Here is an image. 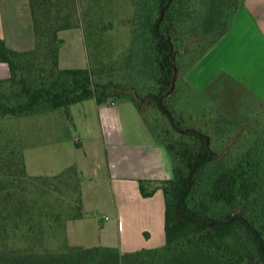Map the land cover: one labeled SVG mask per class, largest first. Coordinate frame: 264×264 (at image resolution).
I'll use <instances>...</instances> for the list:
<instances>
[{"label":"trees","instance_id":"trees-1","mask_svg":"<svg viewBox=\"0 0 264 264\" xmlns=\"http://www.w3.org/2000/svg\"><path fill=\"white\" fill-rule=\"evenodd\" d=\"M91 1L85 12L90 23L83 26L72 22L71 15L60 23V10L53 19L52 0H44L41 5L30 0L35 48L17 51L0 38V62L8 63L11 70L8 79L0 80V117L58 109H64L70 117L74 104L89 99L99 105L132 102L174 164L171 180L139 181L144 197L158 190L164 192L166 242L161 247L133 252L109 246H72L65 225L62 250L0 252V264H264V128L261 135L255 131L250 138L239 139L229 155L220 158V148L208 124L197 126L195 117L187 120L179 100L182 92L177 74L188 22L199 32L215 34L223 25L214 46L226 34L233 17L229 0H209L203 9L192 6V0H146L145 38L154 70L152 89L146 97L155 98V108L166 119L167 128H162L157 118L150 120L142 104L126 90H116L112 81L97 82L92 66H60L63 40L59 33L78 27L83 29L89 58L109 53L108 62H114L109 33L113 23L105 21L112 13L111 0ZM141 16L139 10L131 21L137 26ZM96 20L98 23H92ZM43 59L49 61L48 66ZM100 62L104 63L103 59ZM11 154L14 157H1L3 165L8 167L17 160L26 171L24 155L16 159L14 150ZM46 188L44 184L0 182V238L4 243L18 237L30 243L49 239L46 226L52 230L61 215L53 212L48 200L30 197L33 191L42 193ZM79 199L81 210L75 218L83 216L81 185Z\"/></svg>","mask_w":264,"mask_h":264},{"label":"crops","instance_id":"crops-1","mask_svg":"<svg viewBox=\"0 0 264 264\" xmlns=\"http://www.w3.org/2000/svg\"><path fill=\"white\" fill-rule=\"evenodd\" d=\"M237 1L229 31L196 70L197 74L214 77L247 76L249 86L241 96L244 99L241 107L251 112L258 101L264 100V0ZM59 36L63 40L60 66L85 68L86 62L87 67L82 30H63ZM0 38L17 51L35 48L30 0H0ZM10 75L9 64L0 62V80ZM55 112L23 116L21 122L25 134L40 136L41 141L42 137L51 136L52 124L56 130L57 124L63 128L76 126L79 135L76 142L80 146L77 150L81 154L77 167L83 173V216L69 220V244L118 247L124 252L163 246L166 242L164 192L158 190L153 196L144 197L139 181L171 180L174 164L167 148L154 139L136 106L129 101L99 105L89 99L74 104L70 117L66 114L56 117ZM40 143L37 147L43 145ZM43 143L51 144V139H44ZM25 161L31 172L26 146ZM94 161L99 162L98 171L92 165ZM90 165L93 169L88 171ZM97 214L105 219L97 218ZM97 227L98 233L94 230Z\"/></svg>","mask_w":264,"mask_h":264},{"label":"rangeland","instance_id":"rangeland-1","mask_svg":"<svg viewBox=\"0 0 264 264\" xmlns=\"http://www.w3.org/2000/svg\"><path fill=\"white\" fill-rule=\"evenodd\" d=\"M46 1L48 2L49 0ZM147 1L111 0L112 13L107 15L105 21L108 24L113 23V29L109 33L114 49V62H108L109 53H104L99 57L93 55L92 58H89L85 47L88 60L87 67L86 62L84 64L85 68L92 66L95 69L97 82L108 83L112 81L116 90H126L142 104L150 120L157 118L160 126L167 128L169 126L166 119L161 117L159 111L155 108V98L146 97L148 91L152 89L154 71L151 56L147 49L143 20L145 10L148 8L145 6ZM42 2L44 0H36L37 4L41 5ZM90 2L92 1L52 0L53 19L57 17L56 13L60 10V23L65 22L67 15H71L72 22L88 26L90 19L85 17V12ZM208 2L209 0L191 1L193 3L192 6H196L198 9L200 7L203 9ZM237 4V0H229L228 8L233 11V17L229 22L227 32L233 22ZM206 8L208 12L210 9L208 6ZM139 10L142 16L137 19L136 26L131 19L135 17ZM43 19L45 20L44 17ZM92 23H98V20ZM188 23L190 24L184 33L183 47L181 49L182 63L177 74L178 87L180 92H182L179 97L180 107L185 109L184 117L187 120L190 117H195L197 126L208 124L209 131L213 134L214 143L220 148L219 157L222 158L229 155L231 147L239 139L250 138V133H255V131L257 135L262 134V128H264V100L257 102L258 105L255 110L245 112L246 110L241 107L244 103V99L241 96H243L245 87L249 86L247 76L217 75L214 77L205 73L197 74L196 69L199 64L205 60L226 34L213 46L219 34L224 30L223 25L216 29L215 34L205 31L199 32L198 29L196 30L194 26H191L193 23ZM78 28L83 32L81 27ZM102 59L104 63L100 62ZM43 63L48 66L49 61L46 60L44 62L43 59ZM208 82H212L210 86H207ZM55 111L57 112L53 115L56 117L65 115L64 109ZM22 117H0V169H2L0 170V182L7 185L12 183L16 185L44 184L48 192L36 193L33 191L30 197L38 198L41 202L48 200L49 203L53 204V212L55 214L60 213L61 218L52 225V230L49 226H46V233L50 235L47 241L30 243L18 237L7 244L0 238V252L10 253L14 249L28 250L30 248L40 251L47 248L52 251L62 250L67 224L81 210L79 198L83 173L77 167L81 162V154L77 150L80 146L76 142V138L79 135L75 124H70L67 128L57 124V130L55 125L52 124L54 130L52 129V134L49 133L51 136L42 137L41 141L40 136H34L29 132L25 134L21 122ZM246 136L247 138H245ZM44 139H51V144L43 143ZM38 142L43 145L37 147L36 144ZM25 146L28 151L31 172L28 171L27 165L25 171L22 164L17 160L12 164L9 163L8 167L3 165L1 157H4L3 155L14 157L11 154L13 150L17 155L16 159L21 157V155L25 157ZM37 153L38 156L36 155ZM95 162L92 165L96 167L95 171H98L99 162ZM92 165H90L88 171L93 169ZM37 173L54 175H35ZM52 187L54 189H51ZM96 217L102 220L105 219L104 216L102 217V215L98 214ZM65 225L66 228L64 227ZM98 229L99 227L94 229L96 233H98Z\"/></svg>","mask_w":264,"mask_h":264}]
</instances>
